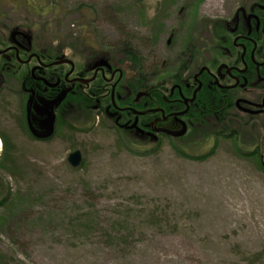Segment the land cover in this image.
<instances>
[{"label":"rangeland","instance_id":"374dc122","mask_svg":"<svg viewBox=\"0 0 264 264\" xmlns=\"http://www.w3.org/2000/svg\"><path fill=\"white\" fill-rule=\"evenodd\" d=\"M230 1L0 0V12L74 50H137L144 73L161 80L173 70L165 40L181 7L199 21L195 12ZM152 19L164 20L160 30ZM14 116L10 163L0 164V264H264V130L185 151L184 141L136 144L92 111L67 114L48 141L18 125V108Z\"/></svg>","mask_w":264,"mask_h":264},{"label":"flooded vegetation","instance_id":"af4514ba","mask_svg":"<svg viewBox=\"0 0 264 264\" xmlns=\"http://www.w3.org/2000/svg\"><path fill=\"white\" fill-rule=\"evenodd\" d=\"M178 14L165 40L173 70L157 80L144 73L137 50L138 65L128 67L132 53L94 44L86 53L74 50L41 26L15 23L0 12V164L15 108L22 117L18 125L37 141L52 140L82 101L147 144L168 139L187 147L224 135L238 141L241 132L264 130V0H231L215 15L195 12L199 21L185 6ZM163 22L149 25L155 30ZM54 101V133L38 139L29 106L33 127L43 133V107ZM260 160L264 164L263 154Z\"/></svg>","mask_w":264,"mask_h":264},{"label":"water","instance_id":"95a60500","mask_svg":"<svg viewBox=\"0 0 264 264\" xmlns=\"http://www.w3.org/2000/svg\"><path fill=\"white\" fill-rule=\"evenodd\" d=\"M62 100V98H59L58 101ZM56 103V101H54L48 108V104L44 105L43 107V114H45L46 119L43 121L44 127L43 133H39L37 131L36 128L33 127L32 124V118L33 115L31 114L32 108L29 106L28 109V117H29V122H30V126L32 128V132L34 135H36L38 138H42V139H48L49 137H51L54 133V128H55V115H51V112L49 113V109L50 111L54 112V104ZM185 133V130L178 132L175 135H183ZM68 161L71 164V166H73L74 168H79L82 165V161H83V154L82 152L78 149L75 150L73 152H71L68 156Z\"/></svg>","mask_w":264,"mask_h":264},{"label":"trees","instance_id":"16d2710c","mask_svg":"<svg viewBox=\"0 0 264 264\" xmlns=\"http://www.w3.org/2000/svg\"><path fill=\"white\" fill-rule=\"evenodd\" d=\"M132 52V51H131ZM131 56H132V59H133V61H134V63L136 64V65H134V67H136L137 65H138V62H139V59H138V57L137 56H135L134 54H131ZM80 104H81V107H79L78 106V109L79 110H83V111H88V112H90L91 111V109H90V107H89V105H88V102H84V101H82V102H80ZM81 108V109H80ZM65 120H64V118H63V122H64ZM134 142H136V144H144L145 142H142V141H140V140H136V139H132ZM145 144H147V143H145ZM150 144V143H149ZM184 150H185V146H183L182 147ZM11 149H12V147H11V144H10V141H7V144H6V156H5V158H4V165H6L7 163H10V161H9V159H10V154H11ZM186 151V150H185ZM248 156H257L258 155V152H256V151H251V152H248V154H247ZM261 164H262V162H261ZM263 166V165H262Z\"/></svg>","mask_w":264,"mask_h":264}]
</instances>
